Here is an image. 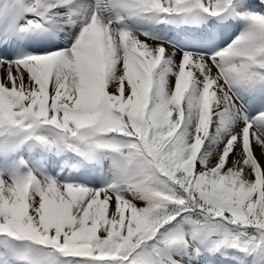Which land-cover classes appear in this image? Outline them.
I'll list each match as a JSON object with an SVG mask.
<instances>
[{"label":"snow or ice","instance_id":"snow-or-ice-1","mask_svg":"<svg viewBox=\"0 0 264 264\" xmlns=\"http://www.w3.org/2000/svg\"><path fill=\"white\" fill-rule=\"evenodd\" d=\"M0 264H264V0H0Z\"/></svg>","mask_w":264,"mask_h":264}]
</instances>
